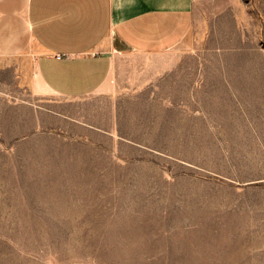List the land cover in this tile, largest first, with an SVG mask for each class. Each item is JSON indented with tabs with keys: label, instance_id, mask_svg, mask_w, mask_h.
I'll use <instances>...</instances> for the list:
<instances>
[{
	"label": "rangeland",
	"instance_id": "1",
	"mask_svg": "<svg viewBox=\"0 0 264 264\" xmlns=\"http://www.w3.org/2000/svg\"><path fill=\"white\" fill-rule=\"evenodd\" d=\"M117 68L120 148L0 144V264H264V0H194L180 45Z\"/></svg>",
	"mask_w": 264,
	"mask_h": 264
},
{
	"label": "crops",
	"instance_id": "2",
	"mask_svg": "<svg viewBox=\"0 0 264 264\" xmlns=\"http://www.w3.org/2000/svg\"><path fill=\"white\" fill-rule=\"evenodd\" d=\"M193 23L194 0H0V144L21 149L58 128L120 148L102 107L114 98L119 58L165 54Z\"/></svg>",
	"mask_w": 264,
	"mask_h": 264
},
{
	"label": "built area",
	"instance_id": "3",
	"mask_svg": "<svg viewBox=\"0 0 264 264\" xmlns=\"http://www.w3.org/2000/svg\"><path fill=\"white\" fill-rule=\"evenodd\" d=\"M61 57H63V56H62V55H58V56H57L58 59L61 58Z\"/></svg>",
	"mask_w": 264,
	"mask_h": 264
}]
</instances>
